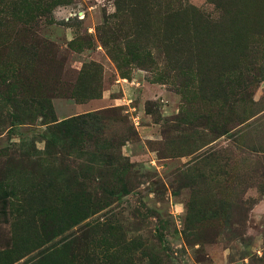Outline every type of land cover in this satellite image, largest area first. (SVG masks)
Returning a JSON list of instances; mask_svg holds the SVG:
<instances>
[{"label": "rangeland", "instance_id": "obj_1", "mask_svg": "<svg viewBox=\"0 0 264 264\" xmlns=\"http://www.w3.org/2000/svg\"><path fill=\"white\" fill-rule=\"evenodd\" d=\"M37 28L57 57L26 75L55 94L53 120L113 114L95 128L129 168L46 149L50 118L4 119L0 96V264H264V0H0V74ZM185 66L205 92L237 70L245 106L229 133L223 110L183 89ZM75 86L109 100L89 110Z\"/></svg>", "mask_w": 264, "mask_h": 264}, {"label": "trees", "instance_id": "obj_2", "mask_svg": "<svg viewBox=\"0 0 264 264\" xmlns=\"http://www.w3.org/2000/svg\"><path fill=\"white\" fill-rule=\"evenodd\" d=\"M182 10L186 11L187 7H185V9L180 8L179 12ZM39 31V28H37L31 35L29 41L17 40L14 42L15 48L17 47L19 51L23 53V55L20 57L18 55L17 57L25 61L17 63L18 68L10 67V70L4 72V74H0V96L5 98L3 107H6V110H3V118L14 120L18 122V124L24 123L23 121L28 119L33 113H36V118L40 119L42 123L47 118H50L48 123L43 124L48 125L47 130L49 132V139L45 142L46 149L56 145L60 152L63 153V157H73L75 160H84L85 162L96 160L115 169L129 168L128 163L124 159L110 152L112 146L109 145L112 143H106L107 138L110 137H107V129L105 132H102L100 128H95V125L100 119L102 122L107 123L111 121L110 117L113 118V114L101 118L100 113L90 112L63 119L60 122L53 120L51 99L56 97L55 94L49 95L47 92L38 90L31 81L32 76L26 75V67L28 65L36 61L40 62L41 59L45 60L44 63L49 64L51 59L53 60V57H57L52 55L50 59L48 58V54L53 50V44L45 37L41 36ZM42 52H45V55H42ZM84 70L85 65L82 67L77 78ZM192 70L193 68L190 66L181 68L183 77L182 82L184 85L183 89H187L189 94L192 93V97H196V95H201L202 97L206 96L204 98L208 99L211 106H218L221 112L223 110L225 114L221 122L223 134L229 133L232 129L231 123L237 119L235 115L237 109H240V104L245 106V100L239 96L245 92V87L237 82V70L220 71L216 77V83L206 92L203 89V81L199 76V72L195 70L193 73ZM46 73L47 72H44V74ZM21 82L28 83L24 90H20L18 87ZM77 89L76 86L74 88L71 87L70 93L72 98L81 99L80 103L82 104L97 98L95 95H90L87 89H85L83 94H80ZM25 92L28 93L26 96L27 99H25V101H18V97L22 96ZM183 100L186 102L185 98H183ZM97 135L104 136L103 143L101 144L102 149L91 148V146L88 149L84 148L83 145H85L86 142L93 144L92 139L97 137ZM104 143H106V146ZM202 162H207V165L210 164V169H212V167L216 165L214 154H208L202 157L200 161H196L193 185H196L197 180H201L203 177L202 173H200L202 172ZM243 204L244 203H242V205Z\"/></svg>", "mask_w": 264, "mask_h": 264}, {"label": "crops", "instance_id": "obj_3", "mask_svg": "<svg viewBox=\"0 0 264 264\" xmlns=\"http://www.w3.org/2000/svg\"><path fill=\"white\" fill-rule=\"evenodd\" d=\"M107 97V95H106V92L103 94V99H102V101H94V100H91L89 103H87V105L89 106V108H87V109H89V110H94V109H97L98 107H97V105L98 104H102V103H104V102H108V100H109V98H106Z\"/></svg>", "mask_w": 264, "mask_h": 264}]
</instances>
